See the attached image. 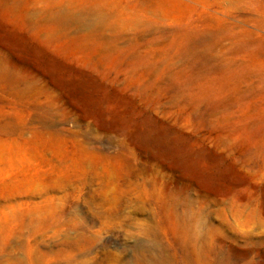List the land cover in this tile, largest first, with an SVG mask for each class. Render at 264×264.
Segmentation results:
<instances>
[{"label":"rangeland","instance_id":"obj_1","mask_svg":"<svg viewBox=\"0 0 264 264\" xmlns=\"http://www.w3.org/2000/svg\"><path fill=\"white\" fill-rule=\"evenodd\" d=\"M30 1L0 0V264H186L197 230L264 264V0Z\"/></svg>","mask_w":264,"mask_h":264},{"label":"bare ground","instance_id":"obj_2","mask_svg":"<svg viewBox=\"0 0 264 264\" xmlns=\"http://www.w3.org/2000/svg\"><path fill=\"white\" fill-rule=\"evenodd\" d=\"M21 0H1V3H2V5H4V6H8V7H11L12 9L13 8H15L16 7V5L20 2ZM46 1H50V0H46ZM150 1V0H149ZM148 1V2H149ZM30 2H32V3H34L35 2V0H31ZM154 4H156V5H150V7H148L149 5H147V7H148V11H151V12H153V14H154V12H157L158 11V7H159V5H160V0H156V1H154ZM145 6V5H144ZM146 6H145V8H147ZM55 134V132H52V134ZM91 138V137H90ZM92 139V138H91ZM77 140V139H76ZM92 142V141H91ZM147 142V141H146ZM85 146V145H84ZM88 150V149H87ZM90 151V150H89ZM95 151V150H94ZM92 152V151H91ZM123 152V151H122ZM121 152V153H122ZM125 152V151H124ZM98 153H101V152H98ZM95 154H96V151H95ZM105 155V154H104ZM159 155V154H158ZM107 156V155H106ZM116 156H118V155H116ZM165 156V155H164ZM115 157V156H114ZM99 159V158H98ZM106 160V159H105ZM103 162V161H102ZM108 165V164H107ZM99 167V166H98ZM95 169V168H94ZM111 171V170H110ZM110 177V176H109ZM126 182V181H125ZM107 186V185H106ZM107 188V187H106ZM131 190V189H130ZM183 195V194H182ZM186 197V196H185ZM188 201V200H187ZM226 201V200H225ZM126 203V202H125ZM187 205V204H186ZM189 206H190V204H189ZM185 208V207H184ZM191 208V207H190ZM189 208V209H190ZM227 208V207H226ZM178 210V209H177ZM183 210H185V209H183ZM187 210V209H186ZM185 210V211H186ZM179 211V210H178ZM172 212H174V211H172ZM194 211H192V213H193ZM225 212V211H224ZM177 213V212H176ZM181 213V212H180ZM195 213V212H194ZM226 213V212H225ZM173 214L174 213H172V215H170V217L172 216L173 217ZM196 214V213H195ZM199 214H201V213H199ZM190 216V213H188V212H186V213H184V214H182V219L184 220V221H187V219H188V217ZM193 217H195L194 215H192ZM220 217H221V215H220ZM223 218V217H222ZM194 219V218H193ZM198 220L199 219H202V218H197ZM224 219V218H223ZM198 220H196L195 219V222L196 221H198ZM224 221V220H223ZM226 221V220H225ZM172 222H174V221H172ZM188 222V221H187ZM186 222V223H187ZM201 222V221H200ZM227 222V221H226ZM229 222V221H228ZM176 223V222H175ZM197 223V222H196ZM221 224V223H220ZM223 224V223H222ZM179 225V227H180V224H178ZM178 225H176L175 224V226H178ZM191 225V224H190ZM193 225V224H192ZM228 224H226V225H224V226H227ZM193 226H195V225H193ZM200 227V226H199ZM218 227V226H217ZM150 228V227H149ZM196 228V227H195ZM219 228V227H218ZM218 228H216V229H218ZM173 229V231H175L174 230V228H172ZM194 229V228H193ZM198 229H200V228H198ZM209 229V228H208ZM213 229V228H212ZM148 230V229H147ZM177 230L178 231H180L179 229H176V232H177ZM222 230V229H221ZM150 231V230H149ZM201 231V230H200ZM204 231V230H203ZM216 231V230H215ZM220 231V230H219ZM184 232H185V230H184ZM202 232V231H201ZM201 232H199L198 230H197V232H195V233H188L189 235H190V238L188 237L189 235L187 234V232H185L186 233V235H184L183 237V241L182 240H180V241H182V242H180V245L184 248V254H183V256H184V261L185 262H187L186 264H217V263H214V262H208V261H206L205 259H203V257H202V253H201V249H200V243L201 242H203V241H201L200 242V240L201 239H203V235L201 234ZM210 232V231H209ZM213 232V230L211 231V233ZM217 232H218V230H217ZM179 233V232H178ZM180 233H181V231H180ZM204 234V233H203ZM212 235V234H211ZM205 236H206V234H205ZM205 236H204V238H205ZM210 236V235H209ZM179 237H181V236H179ZM207 237H208V235H207ZM211 237H213V236H211ZM216 237L218 238V236L216 235ZM182 238V237H181ZM217 238H215V239H217ZM217 241V240H216ZM157 242V241H156ZM205 242V241H204ZM206 244H209L208 242H205ZM157 243H154L153 244V246L150 248V258H151V260L153 261V264H166V260H165V258L164 257H166V256H162L161 255V253H159V250L157 249V245H156ZM190 244V245H189ZM211 244V243H210ZM213 245V244H212ZM90 246V245H89ZM139 246V245H138ZM142 246V245H141ZM192 246V250H189L190 249V247ZM204 246H206V245H204ZM78 247V246H77ZM210 247H213V246H210ZM137 249H139V252L140 251H142L140 248H137ZM205 249L207 250L208 248L207 247H205ZM213 249H214V247H213ZM213 249H209V251L208 252H211ZM183 250V249H182ZM31 251V250H30ZM30 251L28 252V253H30ZM204 251V250H203ZM215 251V250H214ZM214 251H212L213 253H214ZM207 252V251H206ZM31 253H32V251H31ZM141 253V252H140ZM213 253H210V254H212L213 255ZM216 253V252H215ZM204 254H207V253H204ZM217 254H219V253H216V255ZM29 256V255H28ZM210 256V255H209ZM34 257V256H33ZM205 257H206V255H205ZM30 258V257H29ZM38 258V257H37ZM208 258V257H207ZM31 259V258H30ZM31 260H34V259H31ZM214 260V259H213ZM225 260V259H224ZM218 261V260H217ZM228 261V260H227ZM221 262V261H220ZM226 262V261H225ZM33 263V262H32ZM136 264H148V262H147V260H146V258H145V256H143L142 254H141V258L139 259V261H138V263L136 262ZM150 264H152V263H150ZM169 264V263H168ZM219 264V263H218ZM221 264V263H220Z\"/></svg>","mask_w":264,"mask_h":264}]
</instances>
